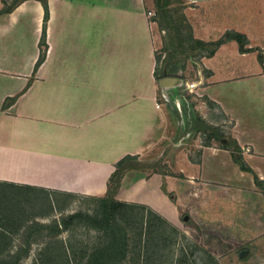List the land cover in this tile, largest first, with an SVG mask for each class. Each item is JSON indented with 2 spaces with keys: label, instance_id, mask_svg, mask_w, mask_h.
Masks as SVG:
<instances>
[{
  "label": "crops",
  "instance_id": "crops-1",
  "mask_svg": "<svg viewBox=\"0 0 264 264\" xmlns=\"http://www.w3.org/2000/svg\"><path fill=\"white\" fill-rule=\"evenodd\" d=\"M45 1L46 21L42 0H0V196L16 213L35 209L3 224L9 241L57 225L70 206L58 203L70 195H104L126 154L161 167L124 171L118 201L225 243L264 233V61L246 57L264 36V0H186L198 6L197 37H246L244 51L230 39L206 56L196 85L231 119L237 151L197 142L185 151V141L170 140L147 15L153 0Z\"/></svg>",
  "mask_w": 264,
  "mask_h": 264
},
{
  "label": "rangeland",
  "instance_id": "rangeland-1",
  "mask_svg": "<svg viewBox=\"0 0 264 264\" xmlns=\"http://www.w3.org/2000/svg\"><path fill=\"white\" fill-rule=\"evenodd\" d=\"M197 7L186 0H153L148 7L152 12L148 18L155 34L156 80L161 74L173 79L166 89L159 83L158 99L169 116V138L185 141L183 150H196L197 142L225 145L237 151L238 146L232 141L229 130L231 119L206 95L196 92L198 80L205 82L200 78L201 73L207 74L203 64L205 57L220 37L228 35L224 32L213 40L197 37L192 27L193 18H198ZM258 39L261 41L253 43L254 47L246 57L261 62L264 61V47L258 42L264 44V36H258ZM157 153L159 151L151 154L156 156ZM151 154L148 158L153 156ZM139 167L150 171L161 166L155 159L145 161L142 158ZM66 201L58 205L61 207L66 203L70 205L69 210L65 212L59 208L62 211L57 212L56 219L59 226L66 223V228L56 232L54 225H35L30 227L33 233L29 237L19 239H27V242H10V238L3 235V241L9 243L1 254L23 255L21 264H55L60 257L68 261L61 264H85L92 249L107 240L101 231L85 224L84 216H92L99 203L90 195H70ZM133 204L119 208L120 222L128 239L127 253L119 264H264V233L248 241L225 243L220 241L224 237L206 234L207 228L205 234L186 232L163 221L145 206ZM2 205L5 207L0 214L3 219L8 211L11 216L27 217L35 210L31 209V203L30 209L24 211L22 206L16 213V203L11 199ZM74 213L81 216L72 218ZM23 246H29L25 256ZM50 259H53L51 263Z\"/></svg>",
  "mask_w": 264,
  "mask_h": 264
},
{
  "label": "trees",
  "instance_id": "trees-1",
  "mask_svg": "<svg viewBox=\"0 0 264 264\" xmlns=\"http://www.w3.org/2000/svg\"><path fill=\"white\" fill-rule=\"evenodd\" d=\"M42 2L44 4V9H45L44 21H46L47 5L45 0H42ZM44 32L45 29L43 27V32L40 40V54L35 63V68L40 64V62L44 58V53H45L44 46H46L44 42ZM226 32L228 33V35L220 37L214 43V48L212 49L209 55H211L213 51L221 43L230 39H235L238 42L241 51L246 50V47H244L246 43V37L243 34L233 30H228ZM161 77H163V74H161L157 79L159 80ZM167 83L170 82H166L162 84L164 89L170 86ZM231 139L234 142V144L237 146L236 141L232 137ZM222 147H227V146L223 145ZM139 164H140V160L138 159L137 155L126 154L123 157H121L116 162L115 169L113 170V172L109 177L108 189L106 193L102 196H93L98 201L99 207L96 209V212L92 216H87V217L84 216L86 219L85 224L93 229H96L97 231H101L107 240L104 244L96 246L92 249V251L89 253V255L86 258L85 264H119L124 259L127 253L128 239H127V233L125 227L120 222L119 208L123 206H129L130 204L133 203L118 201L117 199H115L114 193L116 192V189L120 184V179L124 171L128 169L141 168L139 167ZM2 202L3 199L1 198L0 214L2 211L5 210V207H3ZM10 216H11L10 211H8L4 219L0 217V264H21L23 255L1 254L4 248L6 247V244L9 243L3 241V239L5 238L3 235L5 234L2 228L5 229L3 224L9 223ZM80 216L81 214L74 213L72 215V218H78ZM66 227H67L66 223H64V226L63 225L59 226L57 224L54 227V231L60 232L63 228ZM27 247L29 246L22 247L23 250L25 251L24 256L27 255L28 253ZM52 260L53 259H50V263L52 262ZM65 260L67 261V258L60 257L57 259L58 263L55 264H61V262L65 263Z\"/></svg>",
  "mask_w": 264,
  "mask_h": 264
},
{
  "label": "water",
  "instance_id": "water-1",
  "mask_svg": "<svg viewBox=\"0 0 264 264\" xmlns=\"http://www.w3.org/2000/svg\"><path fill=\"white\" fill-rule=\"evenodd\" d=\"M166 82H170V83H167V84H171L172 82H173V79H172V77H169V76H163L162 78H160L159 80H158V83H160L161 85L163 84V83H166Z\"/></svg>",
  "mask_w": 264,
  "mask_h": 264
},
{
  "label": "built area",
  "instance_id": "built-area-1",
  "mask_svg": "<svg viewBox=\"0 0 264 264\" xmlns=\"http://www.w3.org/2000/svg\"><path fill=\"white\" fill-rule=\"evenodd\" d=\"M148 16H151L152 12L151 11H148ZM193 86V84H191Z\"/></svg>",
  "mask_w": 264,
  "mask_h": 264
}]
</instances>
